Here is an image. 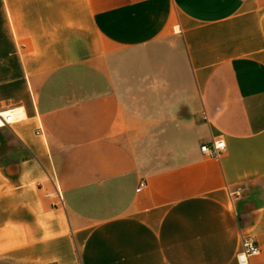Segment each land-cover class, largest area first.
<instances>
[{
	"label": "crops",
	"instance_id": "crops-1",
	"mask_svg": "<svg viewBox=\"0 0 264 264\" xmlns=\"http://www.w3.org/2000/svg\"><path fill=\"white\" fill-rule=\"evenodd\" d=\"M0 110V261L264 264V0H0Z\"/></svg>",
	"mask_w": 264,
	"mask_h": 264
},
{
	"label": "built area",
	"instance_id": "built-area-1",
	"mask_svg": "<svg viewBox=\"0 0 264 264\" xmlns=\"http://www.w3.org/2000/svg\"><path fill=\"white\" fill-rule=\"evenodd\" d=\"M17 112L1 111L0 110V127L9 126L15 123L18 119ZM200 151L209 158H220L227 152V146L223 140H213L210 144L200 145ZM144 184H141L143 187ZM58 201L61 202L59 193L57 194ZM235 264H251L253 258L259 256L260 251L257 242L253 236H244L241 239L239 248L236 251Z\"/></svg>",
	"mask_w": 264,
	"mask_h": 264
},
{
	"label": "rangeland",
	"instance_id": "rangeland-1",
	"mask_svg": "<svg viewBox=\"0 0 264 264\" xmlns=\"http://www.w3.org/2000/svg\"><path fill=\"white\" fill-rule=\"evenodd\" d=\"M0 264H12V263H10V262H7V261H0Z\"/></svg>",
	"mask_w": 264,
	"mask_h": 264
}]
</instances>
